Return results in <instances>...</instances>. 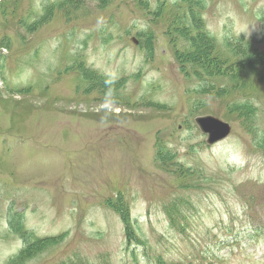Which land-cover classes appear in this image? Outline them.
<instances>
[{
  "label": "rangeland",
  "instance_id": "1",
  "mask_svg": "<svg viewBox=\"0 0 264 264\" xmlns=\"http://www.w3.org/2000/svg\"><path fill=\"white\" fill-rule=\"evenodd\" d=\"M193 1L0 0V264H264V0Z\"/></svg>",
  "mask_w": 264,
  "mask_h": 264
},
{
  "label": "trees",
  "instance_id": "2",
  "mask_svg": "<svg viewBox=\"0 0 264 264\" xmlns=\"http://www.w3.org/2000/svg\"><path fill=\"white\" fill-rule=\"evenodd\" d=\"M197 4L203 8V4L201 3V0H194L193 1V15L195 16L197 13V10L199 9V7L197 6ZM206 36H208L205 33ZM264 55L261 54H255V57H260L262 58ZM190 61H197V57L196 55L192 56V59H189ZM187 203L185 202V198L180 196L179 199H175L172 198L170 201H167L166 203V207L167 209L170 211V214L172 216H174L175 218L178 219V213L180 211H182V208L185 207ZM128 202L126 200V198H124L123 196H121L119 203L117 204V206H112V208L117 212V214L119 215V217L121 218V220L125 221L126 225L124 224V228H126L125 231V238L130 239L131 236L134 237L133 233L131 232V230L129 229V225H130V221H129V207H128ZM179 221V227H183L182 225V221ZM169 224L172 228H174L173 226H176V221L174 219L169 218ZM127 226V227H126ZM156 264H164L161 261L157 260Z\"/></svg>",
  "mask_w": 264,
  "mask_h": 264
},
{
  "label": "water",
  "instance_id": "3",
  "mask_svg": "<svg viewBox=\"0 0 264 264\" xmlns=\"http://www.w3.org/2000/svg\"><path fill=\"white\" fill-rule=\"evenodd\" d=\"M195 122L198 124L202 132L208 134L206 140L207 143H212L222 137L228 135L230 126L218 118L213 116H200L195 118Z\"/></svg>",
  "mask_w": 264,
  "mask_h": 264
}]
</instances>
